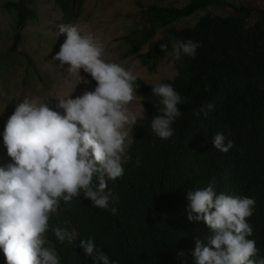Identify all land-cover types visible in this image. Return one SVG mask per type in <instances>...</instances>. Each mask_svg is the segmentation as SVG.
Segmentation results:
<instances>
[{"label":"trees","instance_id":"trees-1","mask_svg":"<svg viewBox=\"0 0 264 264\" xmlns=\"http://www.w3.org/2000/svg\"><path fill=\"white\" fill-rule=\"evenodd\" d=\"M51 1L64 23H74L87 0ZM138 8L135 28L121 38L126 58L138 59L153 73L175 41L201 45L195 57L180 59L175 78L161 82L181 95L182 114L173 124V137L163 140L149 125L163 106L145 103L146 120L135 128L124 174L108 181L116 215L93 207L82 195L61 201L50 216V229L66 228L73 243H60L48 232L61 264H92L78 246L81 239H93L116 264H195L196 240L206 243L212 232L203 222L188 221L186 195L213 179L218 193L255 200L247 218L253 228L249 239L264 257V0H187L180 7L138 3ZM3 9L13 22L15 52L23 29L37 23L35 0L10 1ZM196 17L193 25L185 24ZM161 44L168 46L167 53ZM136 84L141 93L152 94L154 86L139 78ZM208 103L214 110L197 115ZM217 132L234 142L227 154L211 144ZM0 264H6L2 250Z\"/></svg>","mask_w":264,"mask_h":264},{"label":"clouds","instance_id":"clouds-1","mask_svg":"<svg viewBox=\"0 0 264 264\" xmlns=\"http://www.w3.org/2000/svg\"><path fill=\"white\" fill-rule=\"evenodd\" d=\"M59 32L65 39L53 60L59 61L67 77L78 78V84L89 83L82 70L96 86L75 98L72 94L59 98L54 107L26 97L7 119L0 133L11 159L0 166V250L6 264H61L47 238L51 230L60 243H73V234L66 228L50 229V216L61 201L67 204L82 195L93 207L118 213L111 206L114 197L108 181L124 174L127 126L146 118L143 104L142 118L129 112V104L141 99L132 70L106 61L104 48L75 26L61 25ZM200 46L196 41L177 40L172 53L177 60L195 57ZM161 49L167 53L168 46L161 44ZM151 92L163 108L149 125L157 137L168 140L182 114L178 106L183 99L167 83L151 87ZM213 110L208 103L196 114ZM211 144L225 154L234 146L224 132L215 133ZM186 201L188 221L203 222L212 232L206 243L196 240L195 264H264L255 240L249 239L253 228L247 218L253 215V198L218 193L213 179L204 188L188 190ZM78 246L92 264H116L93 239H81Z\"/></svg>","mask_w":264,"mask_h":264},{"label":"rangeland","instance_id":"rangeland-1","mask_svg":"<svg viewBox=\"0 0 264 264\" xmlns=\"http://www.w3.org/2000/svg\"><path fill=\"white\" fill-rule=\"evenodd\" d=\"M10 1L15 0H0V133L4 131L5 123L16 104L26 97L39 98L54 107L53 103L59 98L71 94L72 98H75L84 91L95 88V81L90 75L81 70V75L89 83L78 84V78L67 77L59 61L53 60L65 39V34L59 32L61 25L75 26L82 35H90L104 48L106 61L132 70L137 78L152 86L177 75L176 66L180 59H175L172 49L161 60L157 71L152 73L138 59L125 57L126 48L121 38L135 28L133 17L139 13L138 3L180 7L185 5L187 0H87L80 20L74 23H64L51 0H35L37 23L29 24L23 29V40L15 52L11 51L13 22L3 9L4 4ZM197 17L185 24L193 25ZM136 95L141 99L137 98L129 104V112L142 118V104L145 109V103L157 104L158 98L153 94L145 95L139 90H136ZM144 116L146 117V109ZM145 120L146 118L138 120L133 127L127 126L129 136L124 156L132 144L135 128L143 125ZM8 163H11V159L0 136V165L6 166ZM47 238L49 240L48 233ZM49 242L54 248L50 240Z\"/></svg>","mask_w":264,"mask_h":264}]
</instances>
